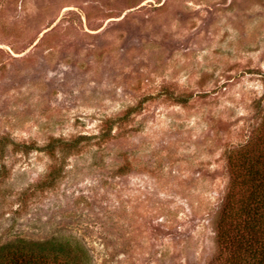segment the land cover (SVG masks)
<instances>
[{"label":"rangeland","instance_id":"rangeland-1","mask_svg":"<svg viewBox=\"0 0 264 264\" xmlns=\"http://www.w3.org/2000/svg\"><path fill=\"white\" fill-rule=\"evenodd\" d=\"M263 126L264 0H0V249L210 264Z\"/></svg>","mask_w":264,"mask_h":264},{"label":"trees","instance_id":"trees-1","mask_svg":"<svg viewBox=\"0 0 264 264\" xmlns=\"http://www.w3.org/2000/svg\"><path fill=\"white\" fill-rule=\"evenodd\" d=\"M228 169L215 229L217 254L210 264H264V129L228 155ZM71 254L61 244L20 243L0 249V264H77Z\"/></svg>","mask_w":264,"mask_h":264}]
</instances>
